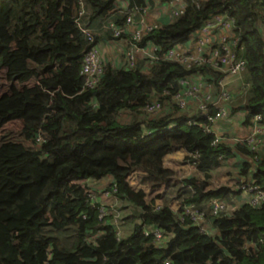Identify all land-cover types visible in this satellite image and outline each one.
Returning <instances> with one entry per match:
<instances>
[{
	"label": "trees",
	"instance_id": "16d2710c",
	"mask_svg": "<svg viewBox=\"0 0 264 264\" xmlns=\"http://www.w3.org/2000/svg\"><path fill=\"white\" fill-rule=\"evenodd\" d=\"M119 5L83 0L82 9L78 0H0V129L15 120L21 124L19 131L0 136V264H264V200L218 215L210 213V205L200 206L239 193L243 181L264 191V145L254 160L244 143L212 144L215 133L202 127L204 113H190L172 99L181 77L195 74L216 84L221 75L216 69L167 59L135 67L104 63L98 84L85 86L80 73L85 51L105 39L129 37L113 35L112 26L122 27L126 19ZM215 14L236 21L234 52L246 63L239 107L244 124L256 114L264 124V0L188 1L182 15L161 22L140 44L152 42L162 54L187 42ZM152 99L165 100L166 111L144 113ZM141 124L145 132L139 134ZM178 148L204 175L183 179L192 193L181 206L201 210L213 235L201 232L180 207L156 209L154 200L127 183L139 168L147 173L142 184L155 189L167 183L175 172L163 157ZM235 158L241 161V181L208 189L210 171ZM103 179L102 187L95 185ZM124 221L132 224L127 235ZM151 225L162 230L163 245L145 235Z\"/></svg>",
	"mask_w": 264,
	"mask_h": 264
},
{
	"label": "built area",
	"instance_id": "2783aa9c",
	"mask_svg": "<svg viewBox=\"0 0 264 264\" xmlns=\"http://www.w3.org/2000/svg\"><path fill=\"white\" fill-rule=\"evenodd\" d=\"M78 1L83 9V0ZM117 1L120 2L119 8L126 14V19L122 27L111 25L113 35L114 37H119L125 33L129 35V47L123 52L120 67H135L140 61H144L148 66L160 59H167L186 67H190L192 64H209L221 74L216 81L217 87H220L219 98L214 99L210 92H206L201 99L196 100L195 107L197 112L201 111L205 115L206 124H204V130L215 133L214 125L218 120L227 116L226 102L230 98V93L225 90V87L231 80L230 77H236L245 70V61L238 59L234 52L238 44V38L235 35V18L226 14H215L192 33L187 42L170 47L166 51H163L162 54H158L159 48L154 43L146 42L143 45L140 44V41L146 33L151 32L160 24L144 22L141 19V25L139 26L134 19L136 14L143 15L148 11L149 3L146 2L141 5L132 3L131 5L127 0ZM188 1L192 0H166L165 6L168 22L176 20L185 12ZM260 28L264 33V25L261 24ZM83 31L86 33L88 40L93 42V37L89 30L84 29ZM103 67L104 60L101 50L99 45L94 44L85 51L80 70L87 88H93L98 84L103 73ZM202 79H205V81ZM179 84L181 85V90L173 94L172 99L182 109L187 107L189 99L194 100L195 104V99L199 96L198 91L203 84H208L209 89L213 87V83L209 78L195 74L181 77ZM143 111L150 116L160 115L166 111V102L165 100L158 101L152 99L144 106ZM261 120L260 114L254 115L251 120L250 133L243 138L235 140V142L244 143L255 154L254 160L258 157V153L264 145V124ZM188 123L195 124L193 121H189ZM221 139L223 138L215 133L212 144L219 142ZM36 140L39 139L36 138ZM190 155L196 157L197 153ZM239 180L241 181V179H237L236 182ZM113 187L116 190L115 184H113ZM239 191L243 195V201L252 206L258 205L264 200V191L258 184L252 181L241 182ZM102 193L104 196L110 195L107 189H102ZM209 205L212 215H218L226 211L227 208L224 201L217 199H211ZM159 207L160 204H155L156 209ZM180 208H182L183 216L188 217L194 225L199 227L201 232L210 233L205 215L201 210L193 204H182ZM103 214H105V211L101 209V216ZM144 233L145 235L152 234L157 244H164L165 236L159 227L151 225L144 230ZM163 264H170V261L165 260Z\"/></svg>",
	"mask_w": 264,
	"mask_h": 264
},
{
	"label": "crops",
	"instance_id": "0c3cea01",
	"mask_svg": "<svg viewBox=\"0 0 264 264\" xmlns=\"http://www.w3.org/2000/svg\"><path fill=\"white\" fill-rule=\"evenodd\" d=\"M150 1V3H149ZM149 7L148 11L143 14H136L134 19L137 25H141V19L144 22L157 23L160 24L163 21L168 22V14L166 12V0H148ZM129 47V41L127 37H122L117 40L105 39L99 43V48L102 53V58L104 63H110L112 66H121V60L123 58L124 50ZM230 81L225 87V90L229 91L230 98L226 102L227 106V116L218 120L214 125L215 133L222 137L228 143H235V140L245 137L251 130V124L246 125L245 115L242 109L239 107L243 105V94H244V82L243 73L236 77H230ZM205 81V79H202ZM210 82V81H209ZM208 83V82H205ZM213 83L212 88H208V84H203L198 91L199 96L194 100L189 99L186 109L190 113H196V100L201 99L206 92H210L214 99L219 98L220 87ZM21 128V124L18 120ZM8 124V123H7ZM6 125V124H5ZM137 133L141 134L145 132V127L143 124L139 126L136 130ZM48 143L47 146H51ZM188 152L184 148H178L171 153L166 154L163 157V164L165 167L174 170V175L170 180L162 184L159 188H150L148 185L141 183V179L147 175V173L142 169H136L126 178L129 187L135 191H143L145 194V199L147 201L154 200L155 204L167 205L172 210H178L181 206L182 201L191 195L192 190L189 186L185 185L183 179L189 176H195L198 179H203L204 175L197 167L188 162L186 159ZM240 158L230 159L224 163H221L217 167L210 171L211 178L207 180L208 189H216L221 186L233 187L237 181L238 167L240 164ZM107 179L97 181L95 185L102 187L103 183H106ZM227 205L226 211L230 213L239 204L245 202L243 201V195L241 192L236 194H230L227 198L223 199ZM109 202L108 200L106 201ZM205 210L208 209L209 201L206 200L200 204ZM128 211V210H127ZM126 211V212H127ZM125 211H122V215H125ZM130 211L126 213L129 215ZM136 218L134 222H137ZM207 226L210 228V234H215V228L207 221ZM132 224L129 221H124L122 225V234L127 235L131 231Z\"/></svg>",
	"mask_w": 264,
	"mask_h": 264
},
{
	"label": "rangeland",
	"instance_id": "374dc122",
	"mask_svg": "<svg viewBox=\"0 0 264 264\" xmlns=\"http://www.w3.org/2000/svg\"><path fill=\"white\" fill-rule=\"evenodd\" d=\"M20 130V125L18 124L17 121H12L9 122L8 124L4 125L1 129H0V136L4 133H8L11 131H19ZM10 134V133H8ZM16 136V140L20 141V142H24V138L22 137L21 134H14ZM70 239V237H69ZM69 241V240H68ZM70 243V241H69Z\"/></svg>",
	"mask_w": 264,
	"mask_h": 264
},
{
	"label": "water",
	"instance_id": "95a60500",
	"mask_svg": "<svg viewBox=\"0 0 264 264\" xmlns=\"http://www.w3.org/2000/svg\"><path fill=\"white\" fill-rule=\"evenodd\" d=\"M202 127H204V125H202Z\"/></svg>",
	"mask_w": 264,
	"mask_h": 264
}]
</instances>
